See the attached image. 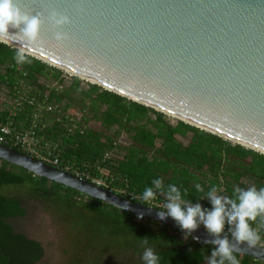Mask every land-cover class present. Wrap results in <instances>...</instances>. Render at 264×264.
I'll return each instance as SVG.
<instances>
[{"label":"water","instance_id":"water-1","mask_svg":"<svg viewBox=\"0 0 264 264\" xmlns=\"http://www.w3.org/2000/svg\"><path fill=\"white\" fill-rule=\"evenodd\" d=\"M17 2L41 18L39 36L29 40L10 28L2 42L264 154V0ZM59 19L67 22L55 24ZM0 159L118 209L130 201L1 143ZM131 203L129 213L143 211L184 234L171 217L161 220L159 210ZM189 237L216 238L201 228ZM233 244L235 254L264 262L263 248Z\"/></svg>","mask_w":264,"mask_h":264},{"label":"trees","instance_id":"trees-1","mask_svg":"<svg viewBox=\"0 0 264 264\" xmlns=\"http://www.w3.org/2000/svg\"><path fill=\"white\" fill-rule=\"evenodd\" d=\"M18 50L0 42V123L13 120L20 129L32 125L35 107L24 102L14 115V104L8 100L15 101L32 88L27 97L42 102L48 94V103L63 105L65 111L78 104L85 112H92L100 125L99 129L88 128L84 134H69L67 119L58 122L57 118L44 117L43 124L47 125L39 131L40 137L43 143H60L64 164L81 170L88 166L93 176L100 177L96 166L100 162L109 170L113 185L136 194L159 178L165 189L175 184L184 200L202 206L210 202L199 198L212 187L218 189L219 195L230 197L237 186L264 187L263 153L182 120L169 122L160 111L70 76L34 56L26 54V62L17 63ZM51 84L62 89L51 88ZM123 133L132 139L129 145L119 143ZM106 154L111 158L103 162ZM197 184L203 191L197 190ZM19 188L52 203L72 223L77 237H84L77 240L87 241V245H93L87 246L89 250H99L101 254L106 248V252L130 250L136 255L151 247L162 257L161 264H205L213 250L210 244L195 243L176 230H157L149 223L154 221L139 222L134 214L0 159V264H38L45 254L40 242L16 232L9 222L27 215L22 198L7 194ZM255 222L264 224V218L258 217ZM145 238L147 244L143 242ZM235 255L239 264H260L250 257Z\"/></svg>","mask_w":264,"mask_h":264},{"label":"clouds","instance_id":"clouds-1","mask_svg":"<svg viewBox=\"0 0 264 264\" xmlns=\"http://www.w3.org/2000/svg\"><path fill=\"white\" fill-rule=\"evenodd\" d=\"M66 19L55 20V24H64ZM42 20L39 16H29L19 7L17 0H0V42L2 38L10 35L9 29H19L20 33L29 40H36ZM57 40L64 39L63 33L56 35ZM17 63L26 62V53L20 49L15 57ZM151 187H145L139 194L144 202L155 201L163 196L164 202L158 212L159 219L167 217L174 219L184 230L187 238L199 227L203 226L208 233L216 237L205 244L213 245L211 255L208 256V264H239L235 255V246H256L261 242V236L250 222H255L258 217L264 218V187L257 189L255 186L249 188L235 187L233 196L219 195L216 187L210 188L199 199H207L211 208H204L200 203L184 200L181 190L175 185H168L165 189L162 179H154ZM198 191H203L200 184L196 185ZM97 198L103 199V194ZM123 212L134 211L132 203L125 201L120 205ZM150 210H153L149 208ZM143 211L136 212L137 219L144 218ZM230 233L231 239L223 235L226 231ZM223 236V238H221ZM194 239H198L194 237ZM145 244L148 240L145 238ZM144 264H161L162 257L153 248H145L141 257Z\"/></svg>","mask_w":264,"mask_h":264},{"label":"rangeland","instance_id":"rangeland-1","mask_svg":"<svg viewBox=\"0 0 264 264\" xmlns=\"http://www.w3.org/2000/svg\"><path fill=\"white\" fill-rule=\"evenodd\" d=\"M56 86V87H55ZM59 85L51 84V88H57ZM32 92V88L25 90V94ZM9 103H13V109L20 111L14 103V100L8 97ZM63 108L64 106L61 105ZM67 113L74 114V116L80 117L84 114L85 119L83 123L88 126L89 129H99L100 125L93 118V113L87 110L81 109L78 104H74L71 109L66 111ZM44 113L45 118H57L55 113ZM43 119V117L41 118ZM39 119V120H41ZM166 119L169 122H177L179 119L172 115L166 114ZM118 141L120 144L129 145L132 139L129 138L127 133H123ZM187 139L184 142L187 143ZM232 142V141H231ZM233 144H237L232 142ZM52 142L49 143L51 146ZM49 158V157H47ZM109 170L102 171V175L109 176ZM7 194L11 196L21 197L25 208L27 209V215L24 218L10 220V224L15 228L16 232L22 233L30 239L40 242L45 250L43 259L38 264H143L141 259L143 252L134 255L133 251L125 250L123 253L106 252L100 253L99 250H89L87 246L93 247V245H87L86 242L80 243L79 240L84 238L77 237L78 232L67 219L62 212H59L55 206L43 199H39L28 194L23 189L8 190ZM221 195V194H220ZM204 208H211L209 206H203ZM148 223V221H146ZM157 230H168L171 232L173 229L160 224L158 222H149ZM85 240V239H84ZM156 252L157 250L154 249ZM96 258H98L96 260ZM96 260V261H95ZM94 261V262H93ZM260 264L264 262L258 261ZM208 264V260L205 262Z\"/></svg>","mask_w":264,"mask_h":264},{"label":"built area","instance_id":"built-area-1","mask_svg":"<svg viewBox=\"0 0 264 264\" xmlns=\"http://www.w3.org/2000/svg\"><path fill=\"white\" fill-rule=\"evenodd\" d=\"M65 71V70H64ZM66 72V71H65ZM70 76H75L71 73L66 72ZM56 85V84H55ZM56 87V86H55ZM54 88V87H53ZM62 87L57 86V90H61ZM27 102L29 105L35 107V112L33 115L32 125L27 129H20L18 125H16L15 121H9L8 123H0V143L7 145L9 147H17L26 155L37 158L39 160L44 161L45 163L58 168L60 170L73 173L74 175L80 177L84 181H88L100 188L106 189L108 191L117 193V195H128L130 200L133 203L141 204L150 208H154L160 210L162 204L164 202V197L160 196L155 201L144 202L139 198V194L128 192L127 189L116 187L113 180H109L111 178L110 174L105 179V176L102 175V171L105 170L99 162L96 164L97 169L99 170L101 176L96 177L93 176L92 173L87 170L89 168L86 166V170H81L70 165L64 164L61 159L62 146L60 143H53L51 146L48 142L43 143L44 139L40 137L39 131L46 127L47 124H43L44 113H55L57 114V121L62 122L65 118L68 120V124L66 126L67 132L69 134H74L75 132H80L84 134L88 129V126L83 123L84 114H81L80 117L74 116V114L67 113L64 108L59 104H50L48 103V94H45L42 102L38 101L37 98H29L26 96L25 92L21 93V95L14 101L15 105L19 108L23 107V103ZM12 114L16 115L15 109L12 111ZM43 117V119H41ZM41 119V120H39ZM42 127L40 128V126ZM49 157V158H47ZM111 158L110 154H106L103 162H106ZM102 162V163H103ZM119 195V196H120ZM123 197V196H121ZM139 222H144L148 220L147 218L137 219ZM252 227L257 230L261 236V242L256 246L264 249V224L262 222H250ZM201 229L206 230L203 226L199 227ZM207 231V230H206ZM223 235H227L231 238L230 233L226 231ZM195 243L201 244L202 240L198 237V239H194L191 237Z\"/></svg>","mask_w":264,"mask_h":264},{"label":"bare ground","instance_id":"bare-ground-1","mask_svg":"<svg viewBox=\"0 0 264 264\" xmlns=\"http://www.w3.org/2000/svg\"><path fill=\"white\" fill-rule=\"evenodd\" d=\"M26 53H29L28 51H26V50H24ZM173 117H176V118H179V117H177V116H175V115H172Z\"/></svg>","mask_w":264,"mask_h":264}]
</instances>
